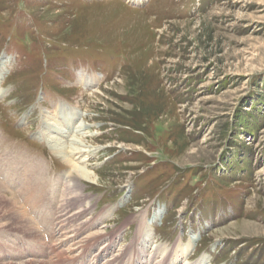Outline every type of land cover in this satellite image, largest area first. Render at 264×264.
Here are the masks:
<instances>
[{
    "label": "rangeland",
    "instance_id": "1",
    "mask_svg": "<svg viewBox=\"0 0 264 264\" xmlns=\"http://www.w3.org/2000/svg\"><path fill=\"white\" fill-rule=\"evenodd\" d=\"M0 71V180L37 228L1 214L0 263L184 264L194 236L188 264H264V0H0ZM63 107L81 193L40 136Z\"/></svg>",
    "mask_w": 264,
    "mask_h": 264
},
{
    "label": "bare ground",
    "instance_id": "2",
    "mask_svg": "<svg viewBox=\"0 0 264 264\" xmlns=\"http://www.w3.org/2000/svg\"><path fill=\"white\" fill-rule=\"evenodd\" d=\"M1 72L2 71H0V75H1ZM97 81H98V78H96L94 76L89 77V76L85 75L84 73H79V83H82L84 85H88L89 87H91L92 85H95L97 83ZM59 112H63L62 115L59 116V119H60L59 121L55 118L47 117V118H49V120L47 119L45 121V125H44L43 129L41 130L40 136L46 142V146L49 147L51 151L55 152V154L60 155V157L63 159V161L70 165L69 166V170H70L69 173L67 172L62 178L64 183L66 184L65 186H67V188H69V190H74V191H78V193H81L82 192V184H81L80 180L90 182V183H95L96 175L93 171L88 170L85 167L81 166L80 162L84 161L85 160L84 157L87 156V154H89L90 152L93 151L95 153L97 151V148H93V149L91 148L90 149V148L86 147L83 138L86 137L87 135H92V133H88L86 131L88 126L85 125L83 123V121H78L79 115H78V112L74 110V108L73 109L70 108V110H68L66 107H63V108H61V110H59ZM69 131L73 132V133H72V138H70L68 140V138H67L68 136L65 134L69 133ZM73 134H78L80 137L73 135ZM64 138L68 140V141L66 140L68 145H65L63 143ZM79 153L84 154V156H82ZM6 166H7L6 162H4V161H3V163L0 162V174L4 176V179H6V178L8 179L7 183L9 182V184L11 183L12 185H17V182L19 180H21L22 177H21V179L17 180L15 178V180H14L12 178V176H14L13 174H15V172L11 171V172H13V174L11 172L9 173L8 172L9 167H6ZM2 182L3 181L0 180V215L1 214L3 215V213H4V215L7 214V217L9 216V220H10L11 225L21 227V229L23 231L27 232L30 235L34 234V233L36 234L37 228H35L33 222L29 218L24 216V214H23L24 208L21 207V205H19L18 202H16V200L12 197L11 194H10L11 196H9V197L4 194V191H8V189L3 185L4 182L3 183ZM20 184H21V182L20 183L18 182V185H20ZM24 185H27V189L32 188V187H30L29 183H27L26 181L24 182ZM20 188H21V186H20ZM25 195H26V193H25ZM28 197L29 196H27V198ZM27 198H26V200H27ZM21 203H23V201ZM71 203H72L71 201H69L68 199H65L63 201V203L61 204V206L70 207ZM18 213L19 214L22 213V219L21 220H20ZM75 213H77V212H75ZM160 215H161L160 211L155 213V215L153 216V220H157L158 217H160ZM61 216L58 215L54 219L56 221V223L59 225V227H63L67 222H70L74 218H76V216H74L73 214L72 215L69 214L67 216L63 215V218H61ZM3 219H4V217L0 216V220H3ZM6 225H7L6 223H3V222L0 223V227H5ZM95 234L98 235L97 232L93 233V235H95ZM34 235H32V236H34ZM147 237H149V235H147ZM195 238L196 237H194V236L193 237L189 236L188 241L185 244L180 242V241L178 243V247H179L178 249H180L179 250L180 254L178 255V257L181 256L183 258L184 264H188L186 261V256L192 252L194 243L196 242ZM65 239H67V238H65ZM95 239H96V237L94 238V240ZM62 240H64V239H62ZM57 245L59 246L60 244H57ZM80 245H82V244H80ZM58 255H60V254H58ZM108 262H109V260H108ZM0 264H8V262H6V263L1 262ZM20 264H21V262H20ZM22 264H45V263H44V261H25ZM196 264H209L208 256L204 255Z\"/></svg>",
    "mask_w": 264,
    "mask_h": 264
}]
</instances>
